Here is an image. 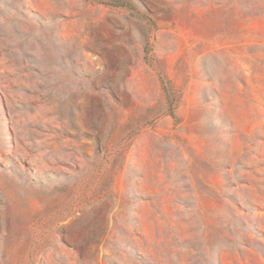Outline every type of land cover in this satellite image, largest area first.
<instances>
[{"label":"rangeland","instance_id":"374dc122","mask_svg":"<svg viewBox=\"0 0 264 264\" xmlns=\"http://www.w3.org/2000/svg\"><path fill=\"white\" fill-rule=\"evenodd\" d=\"M0 264H264V0H0Z\"/></svg>","mask_w":264,"mask_h":264},{"label":"trees","instance_id":"16d2710c","mask_svg":"<svg viewBox=\"0 0 264 264\" xmlns=\"http://www.w3.org/2000/svg\"><path fill=\"white\" fill-rule=\"evenodd\" d=\"M166 87L168 88V84H166ZM170 104H172V99L170 100Z\"/></svg>","mask_w":264,"mask_h":264}]
</instances>
